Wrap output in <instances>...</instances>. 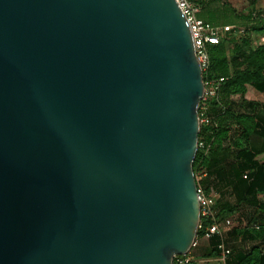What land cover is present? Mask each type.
Masks as SVG:
<instances>
[{"label": "water", "instance_id": "95a60500", "mask_svg": "<svg viewBox=\"0 0 264 264\" xmlns=\"http://www.w3.org/2000/svg\"><path fill=\"white\" fill-rule=\"evenodd\" d=\"M204 92L177 0H0V264L188 253Z\"/></svg>", "mask_w": 264, "mask_h": 264}, {"label": "trees", "instance_id": "16d2710c", "mask_svg": "<svg viewBox=\"0 0 264 264\" xmlns=\"http://www.w3.org/2000/svg\"><path fill=\"white\" fill-rule=\"evenodd\" d=\"M233 1L205 0V11L198 14L213 25H233L234 29L209 46L210 64L203 79L223 81L215 98L200 103L211 118L201 124L199 141H204L205 147H198L193 165L195 173L205 174L197 181L205 193L219 192L217 222L235 214L246 217V224L233 227L240 240L232 245L226 264H264V160L259 158L264 156V102L247 96L251 87L264 93V42H254L264 35V16L238 11V3L247 8L257 0ZM215 2L224 5L223 15L206 10ZM229 41L237 42L231 54L226 45ZM212 222L201 218L198 238ZM219 241L216 235L209 238L200 256L221 255ZM195 248L190 251L193 256Z\"/></svg>", "mask_w": 264, "mask_h": 264}, {"label": "built area", "instance_id": "2783aa9c", "mask_svg": "<svg viewBox=\"0 0 264 264\" xmlns=\"http://www.w3.org/2000/svg\"><path fill=\"white\" fill-rule=\"evenodd\" d=\"M177 2L192 28L196 41V56L201 63L203 73L207 71L210 64L209 46L218 44L220 42L221 34L233 30L234 26H216L199 18L198 14L200 12V7L194 0H177ZM258 41L261 43L264 42V35L260 36ZM222 81L223 78H220L219 80H204L205 92L203 99L214 96L219 91ZM203 107L206 108L205 105H202L200 108ZM209 119V117L203 118L202 122H208ZM199 146L205 147V142L199 141L198 147ZM198 193L201 207V218L204 217L213 221L211 224L205 226L203 237L206 239H209L214 235L219 237L220 241L217 246L221 250V255L226 261L227 257L231 253V250L226 244L220 223L216 221L218 214V209L216 208V198L215 196L207 195L203 188L199 185ZM224 223L225 225H230V218H226ZM199 228H201V223H199ZM196 244L197 241L194 243V246ZM172 264H198V260L193 255H191L189 251L186 254L174 255Z\"/></svg>", "mask_w": 264, "mask_h": 264}, {"label": "rangeland", "instance_id": "374dc122", "mask_svg": "<svg viewBox=\"0 0 264 264\" xmlns=\"http://www.w3.org/2000/svg\"><path fill=\"white\" fill-rule=\"evenodd\" d=\"M204 1L205 0H195V2L199 5L201 11L204 10L203 6H202V2H204ZM233 4H235V0L233 1ZM237 8H238L239 12H245V13L252 12V13L261 14L262 16H264V0H257L251 7H247V8L246 7L241 8L240 3H238ZM206 10L213 11L218 16L223 15L225 13L224 5L221 2L210 3L209 8L207 7ZM262 18H264V17H262ZM254 42H258V39L257 38L254 39ZM235 44H237L236 41L226 42L227 49L229 52L228 54H231V50H232V48H234ZM217 94H218V92L214 96H211L210 98H215L217 96ZM247 96L249 98H253V99L255 98V99H258V100L264 102V93H261V92L255 90L253 87L250 88V90L247 93ZM206 100H207V98L203 99V97H202L201 101L205 102ZM201 101H200V103H201ZM199 106H200V104H199ZM199 116H200L201 124L203 123L202 122L203 118H206V117L211 118L210 112L208 111L207 108H204V107L200 108ZM194 173H195V171H194ZM195 178H196V181L200 180L201 174L199 172L195 173ZM241 217H242V219H240ZM229 218L231 220L230 225H225V223H224L225 220L223 222H221L220 225L222 226V230L224 233V238H225L226 244H227L228 248H230L231 253H232V248H233L232 245L240 240L239 235L234 231L233 227L237 226L239 224L244 225L247 223V220H246V217L244 218V214H240V215L235 214L233 216H229ZM196 241H197V245H201L203 247L206 246L208 243V239H206L203 236L199 237ZM195 246L193 245L191 250ZM227 259H228V257H227ZM200 263L201 264H226V261L222 257V255H219L218 257H215V258H202Z\"/></svg>", "mask_w": 264, "mask_h": 264}, {"label": "crops", "instance_id": "0c3cea01", "mask_svg": "<svg viewBox=\"0 0 264 264\" xmlns=\"http://www.w3.org/2000/svg\"><path fill=\"white\" fill-rule=\"evenodd\" d=\"M259 158L261 159V160H264V156L263 155H261V156H259ZM205 175V174H204ZM204 175H201V178L204 176ZM203 188V187H202ZM204 190V189H203ZM205 192V191H204ZM211 196H215V198H216V202H217V200H218V198H219V192L217 191V190H215V191H213L211 194H210ZM200 248V249H199ZM203 248H205V246L203 247V246H201V245H196V248H195V252H194V257L198 260V264H201L200 263V261L202 260V256H200L201 254H202V249ZM197 249V250H196ZM198 250H199V252H198Z\"/></svg>", "mask_w": 264, "mask_h": 264}]
</instances>
